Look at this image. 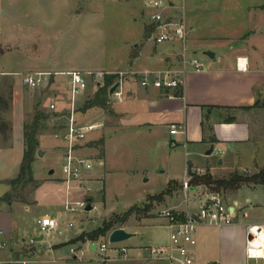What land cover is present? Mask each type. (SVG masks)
<instances>
[{
  "label": "rangeland",
  "instance_id": "obj_1",
  "mask_svg": "<svg viewBox=\"0 0 264 264\" xmlns=\"http://www.w3.org/2000/svg\"><path fill=\"white\" fill-rule=\"evenodd\" d=\"M143 3L144 0H4L5 9L0 24V142L12 128L15 89L21 80L20 73H49L43 85L32 88L35 105L25 114V121H31L39 109L49 114L48 118L41 119L38 130L40 135L47 137L49 144L45 146L48 149L45 153L39 154L37 151L35 154L32 163L35 177L48 175L50 170H54V177L62 178L63 175L62 156L68 143L65 138L66 115L71 112V100L68 75L61 74L57 69L104 70L107 74L115 75V82L120 78L121 71L126 72L123 77L132 74L139 48L149 45L153 40ZM186 55L188 61L192 54L186 50ZM198 55L206 58L202 51ZM88 78V84L80 92L75 105L78 124L105 119L110 113L108 108L117 101L109 96L107 108L95 105L85 109V101L93 96L98 83L104 80H97L93 76ZM28 90L29 87L23 85L24 96H28ZM50 103H54L55 108H51ZM104 136L105 132L100 133L96 128L84 139L74 140L78 151L92 160L93 168H97L103 177L91 182L92 191L88 194L71 190V199L93 198L92 209L85 208L89 202L86 200L85 207L79 206L70 214L69 218L73 222L71 226L61 223L59 227L45 233L43 239L36 240L43 234L37 220L49 211L48 204H37L30 211L24 210L18 203L13 204L12 214L22 228L16 237L31 244L36 252L25 262L13 261L14 264H60L52 260L48 249L50 243L59 240L61 232H79L82 226L85 230L98 227L104 220L121 217L130 207L135 208L133 213L117 225L137 233L136 236L119 242H110L104 236L97 239L98 245L102 241L109 247L155 243L168 236L165 219L157 213L174 204L184 207L182 185L173 183L171 192L162 200H151L149 197L164 191L172 175L182 174L185 158L186 166L192 158L190 149L182 143L171 145L158 128L150 132L144 125H128L106 134L105 159L102 161ZM43 146L39 144L38 150L43 149ZM212 155L214 159L219 156L217 147ZM203 162L204 158L200 160L201 164ZM161 168L164 170L161 171ZM235 171L253 173L245 169ZM35 183L33 180L24 188L14 190L12 198L30 197ZM200 190L191 192L190 196L202 193ZM234 191L233 195L227 191L222 192L221 196L225 202L238 199V203L243 206L240 213L243 225L260 222L264 216V187L244 185L238 195ZM0 201L4 202V199L0 198ZM257 229L253 228L254 231ZM246 235L247 227L245 242ZM81 247L85 253L79 257L93 255L102 258L104 255L101 251L89 250L87 244ZM63 252L73 258L69 245L64 246ZM247 264L263 263L250 259Z\"/></svg>",
  "mask_w": 264,
  "mask_h": 264
},
{
  "label": "crops",
  "instance_id": "obj_2",
  "mask_svg": "<svg viewBox=\"0 0 264 264\" xmlns=\"http://www.w3.org/2000/svg\"><path fill=\"white\" fill-rule=\"evenodd\" d=\"M179 4L187 25V50L192 57L197 56L201 60L204 68L196 70L190 59L187 61L186 51L184 55L179 40L162 43L151 40L149 45L141 46L132 74L123 77L120 83L122 97L116 98L113 107L108 108L110 113L105 119H99L98 123L102 125L97 129L100 133L105 132L104 155L101 160L105 159L106 134L128 125H144L150 132L158 128L169 143H182L185 148L190 149L192 158L188 165L186 166L185 158L182 174L172 175L169 181L175 180L182 185L184 174L197 168H205L208 172L217 174L216 177H226L239 169L255 172L264 167V0H181ZM143 5L146 17L149 8L145 6V0ZM4 9V0H0V24ZM146 21L149 24L147 19ZM149 26L151 27L150 24ZM179 47L181 50H178ZM199 51L206 58L199 56ZM205 51H212L214 55L209 56ZM165 69L174 70L183 77L184 84L170 88L141 84L145 72ZM70 70L75 68L57 69L58 72ZM23 85L20 80L15 89L12 128L6 135L7 138L2 137L0 142V181L13 179L18 174L23 159L25 114L35 105L33 89L29 87L28 96H24ZM258 100L260 103L256 105ZM173 123L180 125L177 133L170 132ZM38 138L39 144L44 145L41 150L45 153L48 150L45 146L49 144L47 137L38 134ZM212 145L213 151L216 147L221 150L215 159L213 151L207 154ZM203 158L205 162L201 164L200 160ZM53 172L54 170H50V174L41 177L33 175L36 183L30 197L0 201V264L25 262L36 253L31 244L16 237L22 228L12 214L14 203L22 205L26 211L37 204L46 203L49 211L43 216L52 214L65 226L72 222L69 216L73 211L65 207L66 200L71 198V191L67 190L62 178L53 176ZM99 172L95 167L90 171L91 182L103 177ZM244 185L255 187L260 184ZM244 185L235 190L237 195ZM195 191L197 189L193 192ZM201 194L197 192L194 195L196 204L200 202ZM227 203L235 205L237 209L235 222L200 225L196 231V258L192 264L249 262L246 251L248 224L243 225L240 221L243 206L238 203L237 198ZM172 207L179 210L185 208L178 204ZM94 228L85 230L82 226L79 232L74 233L60 231L62 235L59 240L49 245L52 260L60 264H170L166 259L149 258L144 249L149 244L167 242L168 236L155 243L114 245L101 255L102 258L93 255L88 258L79 257L85 253L81 247L83 244H87L89 250H98L96 246L92 248V243H97V240L79 239L83 232ZM41 235L43 239L44 234ZM101 237L104 236L99 238ZM65 245L81 248L83 253L75 255L71 252V258L63 252ZM122 246L128 247L125 253H117L113 249Z\"/></svg>",
  "mask_w": 264,
  "mask_h": 264
},
{
  "label": "built area",
  "instance_id": "obj_3",
  "mask_svg": "<svg viewBox=\"0 0 264 264\" xmlns=\"http://www.w3.org/2000/svg\"><path fill=\"white\" fill-rule=\"evenodd\" d=\"M181 0H145V6L149 8L146 18L152 27L151 37L157 43L168 42L173 39L179 40L183 53L187 50V25L180 12ZM184 62L186 61L183 57ZM190 62L196 70L204 68L203 63L197 57H191ZM68 75L69 93L71 100V112L66 115L67 123L65 138L67 146L62 156L61 170L62 180L64 181L68 191L77 190L88 194L92 191L90 171L93 169L92 160L83 155L75 147L74 140L84 139L87 134L100 127L102 124L85 123L78 124L75 117V105L77 94L86 88L88 77L93 76L97 80H101L107 74L104 70H70L60 72ZM126 72L121 71L118 81H122ZM48 72L34 71L21 72V81L24 85L36 88L43 85L47 80ZM141 84L146 86L152 84L155 87H178L184 84V78L179 76L174 70L165 69L154 72H145L141 78ZM122 90L119 86L110 94L112 97L120 99ZM51 108H55L54 103H50ZM180 125L173 123L170 127L171 133H177ZM175 145L174 141L170 142ZM220 154L221 150H217ZM198 174L206 173L205 168H197ZM191 174L187 171L182 182L184 195V209L179 210L169 207L158 211V216L165 219L168 228V240L165 243L149 244L144 247L149 258L166 259L170 264H192L196 258V231L200 225H225L235 222L237 217V209L235 205L225 202L219 192L207 191L201 186L192 188L190 185ZM202 191L201 200L198 204L194 201L195 196H190L194 189ZM86 200H88L86 198ZM85 199L68 198L65 207L69 211H75L77 207H85ZM194 201V202H193ZM43 234L49 233L51 230L60 226V221L50 215H44L37 220ZM72 225V222H68ZM254 227H258L256 231ZM248 246L247 257L252 260L260 261L264 264V217L260 222L248 224ZM108 238V236H107ZM96 248L105 253L109 246L106 242L96 243ZM117 253H125L128 247L113 248ZM71 252L75 255L82 254L83 250L77 247H71Z\"/></svg>",
  "mask_w": 264,
  "mask_h": 264
},
{
  "label": "trees",
  "instance_id": "obj_4",
  "mask_svg": "<svg viewBox=\"0 0 264 264\" xmlns=\"http://www.w3.org/2000/svg\"><path fill=\"white\" fill-rule=\"evenodd\" d=\"M152 31V27H151ZM115 75L107 74L104 76L103 83H98L97 91L93 94L92 97H89L83 107L85 109L91 108L95 105H98L102 108H107L108 97H109V89L114 84ZM258 100L255 104H259ZM49 117L43 109H39L36 111L33 119L31 121H24L23 124V134H24V154L22 163L19 169L18 174L10 179L9 182L12 183L13 188L11 191L6 193L2 199L12 200V194L14 190L18 188H24L26 184L30 183L34 180L33 178V170L32 163L35 160V154L38 151L39 147V138H38V130L40 128L41 119H46ZM4 139L7 136H3ZM191 179L190 185L192 188H196L201 186L203 189L207 191H215L222 192L230 191L231 193L234 190H238L244 184H260L264 187V167H261L257 171L248 174L241 173L239 171H233L226 177H214L210 172H206L204 174H198L195 171H190ZM175 180H170L166 189L158 194L150 195L151 200H162L164 196L171 192V185L176 183ZM88 200L92 201L93 198L91 196L87 197ZM150 207V204L148 205ZM134 207H130L121 217H115L113 219L104 220L102 224L95 229L83 232L79 239L85 241L87 239L97 240L100 236H106L109 231L114 229L115 227H119L117 225L118 222L126 221L129 216L133 213Z\"/></svg>",
  "mask_w": 264,
  "mask_h": 264
},
{
  "label": "water",
  "instance_id": "obj_5",
  "mask_svg": "<svg viewBox=\"0 0 264 264\" xmlns=\"http://www.w3.org/2000/svg\"><path fill=\"white\" fill-rule=\"evenodd\" d=\"M205 53L209 56H213L214 53L212 51H205ZM120 81H116L109 89V94H112L113 91L119 86ZM213 151V145L207 150V154H210ZM39 154H42L43 151L41 149L38 150ZM219 162H221V160H219ZM161 170V169H160ZM13 188V185L11 182L9 181H0V198L3 197L6 193H8L9 191H11V189ZM88 204L86 205V209L90 210L92 209V203L90 200H88ZM135 233L134 232H130L128 230H126L124 227L119 226V227H115L114 229H112L111 231L108 232L107 236H108V240L110 242H119V241H123L126 239H129L130 237L134 236ZM43 237V235H40L38 237H36L37 239H41ZM96 246V242L94 241L92 243V248H95Z\"/></svg>",
  "mask_w": 264,
  "mask_h": 264
}]
</instances>
